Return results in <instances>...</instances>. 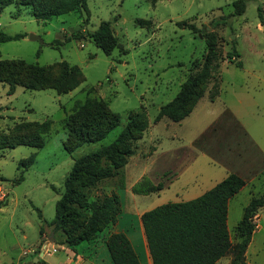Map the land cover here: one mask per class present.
I'll return each instance as SVG.
<instances>
[{
	"label": "rangeland",
	"instance_id": "obj_1",
	"mask_svg": "<svg viewBox=\"0 0 264 264\" xmlns=\"http://www.w3.org/2000/svg\"><path fill=\"white\" fill-rule=\"evenodd\" d=\"M235 1L159 0L152 5L146 0H87V10L46 21L37 20L18 3L0 8V31L24 35L19 40L0 43V60L18 59L40 66L67 62L78 66L86 79L65 95L22 87H16L11 95L10 86L0 82V135L21 122L54 121L52 134L43 148L22 145L0 149V202L4 203L0 209V264H64L66 254L60 246H67L66 235L55 230L52 222L56 204L65 191V180L77 159L111 145L126 127L129 113L142 108L149 118V130L133 144L135 154L120 176L112 179L115 184L107 180L92 187L87 191L89 200L102 201L116 194L117 186L128 189L149 168L163 165L162 152L173 145H188L228 109L230 113L204 134L198 146L214 160L241 172L249 183L259 174L251 194L243 192L231 199L228 228L233 245L240 241L236 227L244 208L252 194H264V162L260 154L264 156V0H245L246 11L240 16L233 15ZM223 17L227 18L226 24L215 26L213 21L223 22ZM137 20L152 23L143 28ZM104 21L112 22L113 36L118 41L111 55L98 48L91 36ZM183 22L194 24L197 31L180 26ZM211 32L217 35L223 58L220 78L208 86L193 116L182 128L167 118L156 123L161 107L173 101L188 76L196 72L194 65L203 64L206 36ZM233 51L239 54L241 67L237 60L230 63L226 58ZM214 85L220 93L212 102L210 91ZM90 88L97 90L90 97L108 102L110 110L120 115V123L102 141L85 144L70 154L63 146L66 133L61 123L77 102L86 100ZM171 136L175 138L170 139ZM154 147L159 153L154 156L156 165L148 159ZM31 155H35L34 163L24 173V181L16 184L22 172L20 162ZM189 166L186 176L192 182L198 181L200 188L219 180L224 172L205 155ZM178 188L172 187L161 197L135 196L136 204L129 190L120 191V196L125 212L135 214L178 203ZM123 217L132 224L131 218ZM253 223L256 228L246 259L250 264H264V208L254 215ZM83 226L80 221V227ZM111 229L102 232L95 242L77 247V253L87 260L83 264H89L90 259L95 264H112L106 246ZM46 244L56 246L47 248ZM41 253L46 256H40ZM230 260V256L225 257L218 264H228Z\"/></svg>",
	"mask_w": 264,
	"mask_h": 264
},
{
	"label": "trees",
	"instance_id": "obj_2",
	"mask_svg": "<svg viewBox=\"0 0 264 264\" xmlns=\"http://www.w3.org/2000/svg\"><path fill=\"white\" fill-rule=\"evenodd\" d=\"M156 5L159 0H146ZM18 3L28 8L37 20H49L71 12L87 10V0H0L4 9ZM235 16L246 11L245 0L233 3ZM260 13L263 9L259 8ZM215 22V26L225 25ZM141 27L150 26L151 21L137 20ZM180 26L197 31L194 24L180 23ZM112 22L104 21L91 36L98 48L107 55L118 47L113 36ZM24 35H8L0 31V43L15 41ZM207 53L203 64H195L196 72L190 74L181 86L180 93L173 101L161 107L155 122L168 118L181 122L195 109L204 97L208 86L220 78L222 55L218 47L215 32L208 33ZM230 63L239 59L236 51L227 54ZM237 65L242 66L237 60ZM86 81L81 69L67 62L50 66L28 64L23 60H0V82L10 86L9 94H14L16 87L26 90H53L58 95L73 92ZM210 91V100L215 101L220 90ZM215 90V91H214ZM217 90V91H216ZM95 88L87 91L84 102H77L72 112L62 121L61 128L66 133L64 149L73 153L85 144L97 143L107 137L120 123V115L112 112L108 102L102 98L90 97ZM3 108H0V112ZM215 123L205 135L216 125ZM54 121L21 122L0 135V149L30 146L41 149L46 139L51 136ZM149 129L146 110L130 112L128 123L117 139L108 146L87 154L74 162L73 168L65 180V191L56 204V215L52 222L55 230L66 235L67 246L77 252L82 243L95 242L100 234L111 229L122 213V204L117 194L105 197L102 201H90L87 191L102 181L116 179L129 159L135 154L133 144L144 138ZM204 137V135L202 136ZM201 137V138H202ZM201 139L196 144L199 145ZM35 161V155L19 164L21 175L16 181H24V173ZM247 182L237 174L229 175L200 197L180 203H167L142 214L148 248L153 264H216L225 257H231L229 264H250L246 253L251 243L256 225L253 217L264 208V194L253 197L244 209L242 220L236 227L240 241L233 245L228 228L229 203ZM166 186L164 181L154 185L148 178H143L132 189L135 194L149 195L158 193ZM4 203L0 202V209ZM41 211H39L40 213ZM41 216V215H40ZM80 221L84 226L80 227ZM42 234V231H41ZM113 264H141L132 243L124 233H110L106 239ZM42 264H48L42 261Z\"/></svg>",
	"mask_w": 264,
	"mask_h": 264
},
{
	"label": "crops",
	"instance_id": "obj_3",
	"mask_svg": "<svg viewBox=\"0 0 264 264\" xmlns=\"http://www.w3.org/2000/svg\"><path fill=\"white\" fill-rule=\"evenodd\" d=\"M212 102H215V101H212ZM198 105H199V103L197 104V106ZM197 106L195 107L193 112L187 118H185L183 121L178 122V123L174 122V123H176V125H178L179 128H182L183 125L188 120L191 119V117L194 114V111L197 109ZM227 112L230 113V111L228 109L225 110L224 113L221 115V117L218 118L216 121H214L205 131H203V132L201 131V132H199V134L194 136L188 142V145H181L180 147L173 145L167 151L162 152L161 156L163 157V165L161 167H155L154 168V166H153V167L149 168L148 169L149 171L146 173V175L142 176L136 182H134L130 186H128V189H125L124 187H121V186H119V187L117 186L116 188H114L115 189L114 192L116 194H118V196L120 197L121 204H122V199H121V196H120V191H125L126 192V190H129L128 194H132L131 196H132L133 199H131V200L133 201V203H135V204L137 203V199H136L135 196H138V194H135L132 191V189L143 178H148L154 185H157L159 182L164 181L166 183V186H165V188L163 190H161L158 193H152V194H149V195H142V196L149 197V196H152V195H156V196H160L161 197L162 194H164L166 191H169V190L172 189V187L174 188V186L178 185V187H179L178 188L179 192L177 194L178 195L177 196L178 203L187 202V201H190V200H193V199H196V198L200 197L205 192L209 191L214 186H216L218 183H220L221 181L225 180L231 174H237V175L242 177L247 182L246 186L235 197L240 196V194H243V192H248V193L251 194L252 193L251 191L255 188L254 187V182L256 181V178L259 177V174H258V176H256V178L251 179V181L249 183L248 179L245 178L241 172L234 171V170H232L230 168V166L225 165V164H223V163H221V162H219L217 160H214L213 157L211 156V154H208L207 152L203 151L196 144V142L199 139H201V137L207 131H209V129L216 122L221 120V118H223V116ZM233 118L236 120V118L234 116H233ZM163 119H165V118H163ZM243 131L245 132L247 138L250 140V137L248 136L247 132L244 129H243ZM174 138L175 137H173V136L170 137V139H174ZM177 148H178V150H177ZM158 154L159 153H158L157 148L154 147L153 153L148 156V159H152L153 160L154 165H156V162H157L154 159V156L158 155ZM260 154H261V160H263L262 162H264V156H263L262 153H260ZM202 155H205L206 157H209L214 164L219 166L224 171L223 174L221 175V178L219 180L207 183L205 185V188L198 187L199 186L198 185V181L192 182L190 177L186 176V174H187L186 172L189 169V167H190L189 165L192 163V161H194L197 157L202 156ZM109 182H110L109 184H113V185L115 184L114 180H109ZM252 195L253 196L251 197V199L253 197H257L254 194H252ZM251 199H250V201H251ZM232 202L233 201H230V203H229V214H230V210H231L232 205H233ZM145 212H136L135 214L132 213V212H127L126 213L124 208H123V204H122V213H121L120 217L118 218L117 223L110 230L109 234L110 233H124L128 237V239L130 240V242L132 243V246H133L137 256L139 257L140 263L141 264H153L152 257H151V254H150V251H149V248H148L146 236H145V233H144V228H143V225H142V222H141V216ZM229 214H228V216H229ZM123 215H126L128 218H131V220L130 219L129 220H130V222L133 221L132 224L126 223L125 217H123ZM132 227H133V229H132ZM131 232H133V234H131ZM134 232H136L137 234H135ZM135 239H138L137 240L138 241L137 244H135ZM51 241H53V240L51 239ZM91 243H93V242H91ZM46 245H48L47 248L56 246L55 244H46ZM60 247L63 249V251L66 254V260H65L64 264H83V263H85L87 261L85 256H82L81 253L78 254L77 252H75L72 249L68 248L66 245L60 246ZM40 256H44L45 257L46 254L41 253ZM220 261H218L216 264H218ZM46 263H48V262H46ZM48 264H50V263H48ZM89 264H95V262L93 263L91 261V259H90L89 260ZM112 264H113V262H112Z\"/></svg>",
	"mask_w": 264,
	"mask_h": 264
},
{
	"label": "built area",
	"instance_id": "obj_4",
	"mask_svg": "<svg viewBox=\"0 0 264 264\" xmlns=\"http://www.w3.org/2000/svg\"><path fill=\"white\" fill-rule=\"evenodd\" d=\"M55 252H58L57 250H54Z\"/></svg>",
	"mask_w": 264,
	"mask_h": 264
},
{
	"label": "water",
	"instance_id": "obj_5",
	"mask_svg": "<svg viewBox=\"0 0 264 264\" xmlns=\"http://www.w3.org/2000/svg\"><path fill=\"white\" fill-rule=\"evenodd\" d=\"M31 39H33V36H31Z\"/></svg>",
	"mask_w": 264,
	"mask_h": 264
}]
</instances>
